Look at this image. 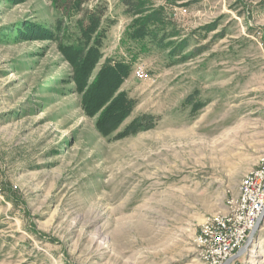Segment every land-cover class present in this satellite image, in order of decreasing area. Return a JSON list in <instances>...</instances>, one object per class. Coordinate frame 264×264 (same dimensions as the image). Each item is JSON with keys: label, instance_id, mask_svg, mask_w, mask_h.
<instances>
[{"label": "rangeland", "instance_id": "obj_1", "mask_svg": "<svg viewBox=\"0 0 264 264\" xmlns=\"http://www.w3.org/2000/svg\"><path fill=\"white\" fill-rule=\"evenodd\" d=\"M106 1L83 73L52 0H0V264H207L195 236L264 150V0H147L135 19ZM112 59L133 73L95 109ZM233 264H264V220Z\"/></svg>", "mask_w": 264, "mask_h": 264}, {"label": "trees", "instance_id": "obj_2", "mask_svg": "<svg viewBox=\"0 0 264 264\" xmlns=\"http://www.w3.org/2000/svg\"><path fill=\"white\" fill-rule=\"evenodd\" d=\"M52 1L58 15L53 29L56 31V38L59 39L58 46L68 56L83 57L85 59L83 73H88L102 55L106 30L110 23L108 21L110 18L107 16L108 3L106 0H96L95 4L88 6L90 0ZM120 1L125 7V14L134 19L147 11L145 10L147 0ZM154 19L159 20L156 17ZM139 25L141 26V23ZM36 29L34 28V30ZM36 31L40 32V30ZM129 31L126 32L124 38L132 42H142L141 47L143 48L145 46L144 38H139L135 35L136 32ZM61 33L62 37L60 39L59 35ZM148 33L154 37L156 36L154 33ZM63 38L65 39L63 40ZM132 73V64L126 60L112 59L109 61L105 70L103 69L98 78L90 85L93 97L91 105L95 109L105 106L115 90L122 84L124 78ZM84 85H87L86 81ZM117 102V106L110 105L102 115V131L105 133L116 129L121 121L120 117L128 109L127 98L121 97Z\"/></svg>", "mask_w": 264, "mask_h": 264}, {"label": "built area", "instance_id": "obj_3", "mask_svg": "<svg viewBox=\"0 0 264 264\" xmlns=\"http://www.w3.org/2000/svg\"><path fill=\"white\" fill-rule=\"evenodd\" d=\"M136 73L145 77L142 67ZM226 205L225 211L205 218L194 239L197 257L207 264H224L247 243L264 208V150L245 173L237 196L227 199Z\"/></svg>", "mask_w": 264, "mask_h": 264}, {"label": "water", "instance_id": "obj_4", "mask_svg": "<svg viewBox=\"0 0 264 264\" xmlns=\"http://www.w3.org/2000/svg\"><path fill=\"white\" fill-rule=\"evenodd\" d=\"M264 220V208L261 211V214L259 216V218L257 219L256 225L253 228V230L251 231L250 235H249V239L247 241V243L241 248L239 249L235 255H233L231 258H229L228 260H226L224 262V264H230L232 263L234 260H236L238 257H240L251 245L252 241L254 240L256 234L258 233V230L261 228L262 223Z\"/></svg>", "mask_w": 264, "mask_h": 264}, {"label": "crops", "instance_id": "obj_5", "mask_svg": "<svg viewBox=\"0 0 264 264\" xmlns=\"http://www.w3.org/2000/svg\"><path fill=\"white\" fill-rule=\"evenodd\" d=\"M227 209V205L224 204V206L222 207V211H225Z\"/></svg>", "mask_w": 264, "mask_h": 264}]
</instances>
